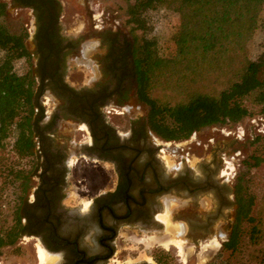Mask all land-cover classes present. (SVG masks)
Here are the masks:
<instances>
[{
  "label": "flooded vegetation",
  "instance_id": "af4514ba",
  "mask_svg": "<svg viewBox=\"0 0 264 264\" xmlns=\"http://www.w3.org/2000/svg\"><path fill=\"white\" fill-rule=\"evenodd\" d=\"M42 2L0 1L7 12L30 17L35 145L30 182L12 205L15 246L29 244L31 264H40L39 247L44 264H170L162 252L176 246L160 243L142 257L143 249L128 242L145 233L170 240L162 220L169 216L185 248L197 254L212 243L224 248L239 221L229 146L194 139L202 152L171 153L176 141L162 140L149 124L138 68L142 40L113 20L71 36L61 23V1ZM175 249V263L189 264Z\"/></svg>",
  "mask_w": 264,
  "mask_h": 264
},
{
  "label": "trees",
  "instance_id": "16d2710c",
  "mask_svg": "<svg viewBox=\"0 0 264 264\" xmlns=\"http://www.w3.org/2000/svg\"><path fill=\"white\" fill-rule=\"evenodd\" d=\"M137 0L130 7L129 23L144 29L145 13L170 4L180 16L175 35V59L179 66L173 85L176 93L193 91L184 104L170 106L151 99L149 90L155 66L159 60L157 42L142 39L138 52V68L143 91L148 92L149 124L162 140L180 141L194 133L218 124H238L252 117L247 103L260 106L264 112V36L258 43L262 52L250 55V46L264 30L260 21L264 0ZM7 15V6L0 3V19ZM24 35L12 33L0 21V199L10 191L11 202L22 198L31 179L27 160L32 157L34 141L30 122L33 116V80L29 71L30 54ZM25 67L18 71L16 63ZM25 69V70H24ZM221 82V90L209 83ZM6 151L5 155L1 152ZM260 163L255 159L254 164ZM20 190V192H19ZM240 191V190H238ZM239 220L250 215L253 198H237ZM12 225L0 234V251L15 244L16 215ZM252 224L253 221H252ZM261 233L252 225L250 238ZM243 232L239 222L223 250L235 254L241 245Z\"/></svg>",
  "mask_w": 264,
  "mask_h": 264
},
{
  "label": "rangeland",
  "instance_id": "374dc122",
  "mask_svg": "<svg viewBox=\"0 0 264 264\" xmlns=\"http://www.w3.org/2000/svg\"><path fill=\"white\" fill-rule=\"evenodd\" d=\"M2 1V0H0ZM61 1V23L63 28L71 36H79L82 28L91 29L93 25H101L98 21H117L126 29L134 32L139 39H153L157 42V51L159 60L155 66L152 77L149 95L160 103L170 106H179L184 104L193 95V91L188 90L183 95L174 91L173 85L177 80L179 66L175 59V35L180 27V16L177 10L170 7V4L163 5L155 10L144 14L146 18V27L144 29L136 28L129 23V9L137 0H60ZM173 0L170 1L172 3ZM176 1V0H174ZM87 4L90 12L95 16V21H91L85 9ZM12 33L21 34L27 37V24H30V17L25 12H16L9 10L7 15L0 19ZM260 21L264 25V11ZM264 28V26H263ZM262 35H258V40L250 46V55L256 58L261 54ZM25 67L23 61L16 63V69L21 71ZM78 67L73 71L77 72ZM25 70V69H24ZM79 75V74H78ZM77 77V73L74 74ZM264 77V69H263ZM222 81L209 83L211 89L221 90ZM253 113L252 117L244 119L238 124H218L204 128L194 133L186 140L176 141L178 147L172 146L171 153L180 149L191 148V152L197 154L202 152V146H198L194 139L202 145L209 144L208 140H214L219 145L229 146V155L226 158L228 170L231 173L230 181L236 183L238 197L244 200L253 198V205L250 212L252 221L242 217L238 222L243 232V238L238 251L231 255L230 252L219 248L210 250L204 254L201 249L197 251L193 248H185L182 259L189 264H199L202 259H206L203 264H264V112L260 106L247 103ZM192 141V142H191ZM191 142V143H190ZM6 151L1 152L5 155ZM255 159L260 163L255 165ZM240 190V191H238ZM10 191H5L0 199V234L4 233L12 225V212L14 207ZM237 197V198H238ZM252 225L257 226L261 233L254 238H250ZM133 239L129 240L134 248L143 249L142 257H151L154 252L159 251L152 240L161 236L159 233L133 234ZM148 243V244H147ZM173 247H171L172 249ZM164 251L162 255L170 262L176 264L175 251ZM39 254V252H38ZM200 255V256H199ZM199 256V257H198ZM202 256V257H201ZM186 258V260H185ZM200 258V259H199ZM33 260V249L28 245L15 246V244L6 245L0 251V261L4 264H31Z\"/></svg>",
  "mask_w": 264,
  "mask_h": 264
},
{
  "label": "bare ground",
  "instance_id": "6f19581e",
  "mask_svg": "<svg viewBox=\"0 0 264 264\" xmlns=\"http://www.w3.org/2000/svg\"><path fill=\"white\" fill-rule=\"evenodd\" d=\"M162 220H164V222L166 223V234L167 235H169L170 237H171V239L170 240H164V239H162V238H160V237H155L151 242H152V244H160V243H163L164 244V246L167 248V249H169L170 247H171V245H174V246H176L178 249H179V251H180V253H183L184 252V250H185V246H184V243L183 242H181V241H179V240H177L176 238H175V236L177 237V235L178 234H180V231H179V229L177 228V227H174L173 225H172V223L170 222V220H169V216L167 217H163L162 218ZM148 244V243H147ZM220 248V245L219 244H217V243H212V244H210V245H204L203 247H202V249H201V253L200 254H204V253H206V252H208V251H212V250H216L217 251V249H219ZM38 252H39V259H40V264H44L45 263V261H46V253L42 250V248L41 247H39L38 248ZM200 256V255H199ZM198 256V257H199ZM202 257V256H201ZM200 259V258H199ZM185 260H186V258H185ZM206 261V259H202L201 258V262H199V264H203L204 262Z\"/></svg>",
  "mask_w": 264,
  "mask_h": 264
},
{
  "label": "water",
  "instance_id": "95a60500",
  "mask_svg": "<svg viewBox=\"0 0 264 264\" xmlns=\"http://www.w3.org/2000/svg\"><path fill=\"white\" fill-rule=\"evenodd\" d=\"M39 3L43 4L42 0H37Z\"/></svg>",
  "mask_w": 264,
  "mask_h": 264
}]
</instances>
